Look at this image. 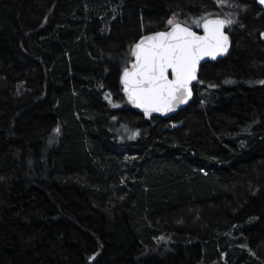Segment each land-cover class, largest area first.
<instances>
[{"label": "trees", "instance_id": "16d2710c", "mask_svg": "<svg viewBox=\"0 0 264 264\" xmlns=\"http://www.w3.org/2000/svg\"><path fill=\"white\" fill-rule=\"evenodd\" d=\"M228 12L185 108L127 103L139 37ZM263 25L254 0H0V264H264Z\"/></svg>", "mask_w": 264, "mask_h": 264}, {"label": "snow or ice", "instance_id": "6c2138e0", "mask_svg": "<svg viewBox=\"0 0 264 264\" xmlns=\"http://www.w3.org/2000/svg\"><path fill=\"white\" fill-rule=\"evenodd\" d=\"M193 23L203 28V35L173 18L168 20L170 30L146 35L132 49L133 60L123 69L121 83L129 100L146 114L186 103L200 62L227 52L229 37L224 28L233 23L231 19L201 17ZM55 131L59 133V128Z\"/></svg>", "mask_w": 264, "mask_h": 264}, {"label": "water", "instance_id": "95a60500", "mask_svg": "<svg viewBox=\"0 0 264 264\" xmlns=\"http://www.w3.org/2000/svg\"><path fill=\"white\" fill-rule=\"evenodd\" d=\"M254 1L256 2V4L258 5V7L264 11V3H261V0H254ZM212 19H215V18H212ZM220 19H224V18H220ZM180 23H181V22H180ZM181 24L186 25V24H184V23H181ZM186 26H188V25H186ZM170 27H171V26L167 27L166 29H162V30H158V31H166V30H170ZM228 27H229V25H226L225 28H224V31H225V34L228 35V37H229L228 31H227V30H228ZM191 28H192L193 31H196L198 34L203 35V28H202V27H200L199 30H197V29H195V28H193V27H191ZM158 31H154V32L146 33V34H143L141 37H139L138 40L132 45V47H131V49H130V55H131L132 49L135 47V44L138 43V42L141 40L142 37H144V36H146V35H151V34H153V33H155V32H158ZM262 33H264V25H263V28H262V30H261L260 35H261ZM261 38H262L263 41H264V36L261 35ZM230 46H231V41H230V37H229V47H228L227 52H225V53H223V54H220V55H217L215 59H213V58H211V57H205L204 60H202V61L200 62V65L198 66V69H197V80L193 81V82H192V86H191V87H192V96L187 100L186 103H177V104H174L173 107H172V110H171V111H167V112H153V113H151V114L149 115V114H146V113L144 112L143 108H138V107H136V105L133 104V103L129 100L127 93H125L124 90H123V85H122V83H121V77H122V74H123V70H122V72H121V74H120V85H121L122 93H123V95H124L125 100H126L127 103H129L130 106L133 107L137 112L143 114V115H144L146 118H148V119H149V118H152V117H163V118H168V117H170V116L175 115L177 112H179L181 109L185 108V107H186V106L192 101V99H193V97H194V86L196 85V83L198 82V79H199V70H200V67H201L204 63H206V62H208V61H216V60H218V59H220V58H223V57H225L226 55H228L229 50H230ZM132 60H133V57L131 56V60L128 62V64H127L126 67H129V66H130Z\"/></svg>", "mask_w": 264, "mask_h": 264}, {"label": "rangeland", "instance_id": "374dc122", "mask_svg": "<svg viewBox=\"0 0 264 264\" xmlns=\"http://www.w3.org/2000/svg\"><path fill=\"white\" fill-rule=\"evenodd\" d=\"M234 15V13L233 12H228V13H225L224 15H223V17L222 18H225V19H231L232 21H233V23L231 24V25H233L235 22H236V19H235V16H233ZM173 18H175V20L176 21H180L179 20V18L177 17V16H174V17H172L171 19H173ZM185 23H187V22H185ZM169 25V24H168ZM187 25H189V26H192L191 24H187ZM196 26V25H195ZM197 27V26H196ZM197 28H199V27H197ZM131 60V59H130ZM256 84H264V83H262V82H264V77L263 78H258V79H255V81H254ZM122 134H125V136H130L131 134H133V133H131V132H128V131H126V129L125 128H122V130L120 131ZM121 134V135H122Z\"/></svg>", "mask_w": 264, "mask_h": 264}, {"label": "flooded vegetation", "instance_id": "af4514ba", "mask_svg": "<svg viewBox=\"0 0 264 264\" xmlns=\"http://www.w3.org/2000/svg\"><path fill=\"white\" fill-rule=\"evenodd\" d=\"M262 10V9H261ZM262 12H264L263 10H262Z\"/></svg>", "mask_w": 264, "mask_h": 264}]
</instances>
